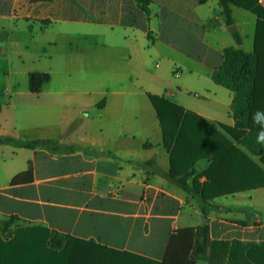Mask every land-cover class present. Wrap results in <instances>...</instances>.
I'll return each instance as SVG.
<instances>
[{"label":"crops","instance_id":"0c3cea01","mask_svg":"<svg viewBox=\"0 0 264 264\" xmlns=\"http://www.w3.org/2000/svg\"><path fill=\"white\" fill-rule=\"evenodd\" d=\"M148 8L136 0H0V136L73 147L0 145V222L15 217L6 232L40 226L139 257L129 264H166L177 230L206 225L214 264H227L233 241L264 244V187L211 199L215 210L204 219L188 194L142 166L169 170L148 95L214 126L264 173L260 158L219 127L235 126L233 94L212 80L226 48L252 53L256 16L232 5L227 27L218 0H150ZM31 73L48 76L37 94ZM195 121L193 140L213 153L216 136ZM227 155L216 184L257 181L246 161ZM210 164L195 162V175ZM29 165L31 178L12 184ZM173 255V264H209L191 260V250Z\"/></svg>","mask_w":264,"mask_h":264},{"label":"trees","instance_id":"16d2710c","mask_svg":"<svg viewBox=\"0 0 264 264\" xmlns=\"http://www.w3.org/2000/svg\"><path fill=\"white\" fill-rule=\"evenodd\" d=\"M206 1L197 0L198 4H204ZM136 2L139 9L148 15L150 0ZM218 4L227 27L232 25V5L256 16L252 53L232 47L226 48L223 51L221 65L212 73V80L233 94L232 115L236 120L235 126L219 127L250 154L259 157L264 165V141L258 139L264 128L253 120V114L259 112L260 119L264 121V0H218ZM233 36L235 42L240 44L239 35L233 33ZM47 80L46 74H29V91L37 94L42 83ZM148 98L159 122L162 144L169 154V170L166 173L161 172L151 162H145L142 166L151 167L152 171L188 194L196 201L204 219L215 210V206L210 203L211 199L244 189L264 187L262 170L214 126L167 100L152 95H148ZM195 120L200 124L199 130L210 131L216 136L217 147L213 153H204V148L200 144L201 139L193 140ZM0 145L23 149L45 147L62 152L73 150L71 146H61L56 140H28L14 136H0ZM228 151L240 156L243 162H247L250 166L251 180L257 181L247 186L233 188L216 184L221 176L218 172L219 167L228 157ZM201 159H211V164L202 174L195 175L194 164ZM31 174L32 168L29 165L27 171L17 176L12 184L23 177L31 178ZM201 177L205 178L203 183L198 181ZM15 220V217H10L0 222V264H129L130 260L139 258L127 252L111 250L92 241H81L40 226H16L8 237H4ZM175 234L169 240L166 264H173L171 260L175 258L173 255L175 248L191 250V260L199 259L214 264L210 253L213 243L208 245L206 225L198 230L180 229ZM227 264H264V244L233 241L229 248Z\"/></svg>","mask_w":264,"mask_h":264},{"label":"clouds","instance_id":"9594fccd","mask_svg":"<svg viewBox=\"0 0 264 264\" xmlns=\"http://www.w3.org/2000/svg\"><path fill=\"white\" fill-rule=\"evenodd\" d=\"M261 113L257 112L253 114V120L255 123L260 124L264 128V121L260 119ZM259 140L264 141V131H262L258 137Z\"/></svg>","mask_w":264,"mask_h":264},{"label":"rangeland","instance_id":"374dc122","mask_svg":"<svg viewBox=\"0 0 264 264\" xmlns=\"http://www.w3.org/2000/svg\"><path fill=\"white\" fill-rule=\"evenodd\" d=\"M10 235V232H5L4 237H8Z\"/></svg>","mask_w":264,"mask_h":264},{"label":"water","instance_id":"95a60500","mask_svg":"<svg viewBox=\"0 0 264 264\" xmlns=\"http://www.w3.org/2000/svg\"><path fill=\"white\" fill-rule=\"evenodd\" d=\"M234 28L233 27H230L229 30H233Z\"/></svg>","mask_w":264,"mask_h":264}]
</instances>
